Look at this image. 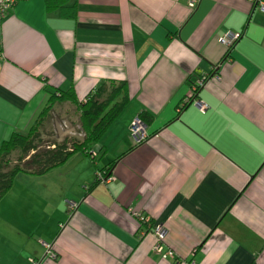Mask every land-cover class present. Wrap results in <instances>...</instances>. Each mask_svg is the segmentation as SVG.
<instances>
[{"label": "crops", "instance_id": "0c3cea01", "mask_svg": "<svg viewBox=\"0 0 264 264\" xmlns=\"http://www.w3.org/2000/svg\"><path fill=\"white\" fill-rule=\"evenodd\" d=\"M228 31L240 33L229 51ZM106 80H125L128 100L95 158L79 150L43 174L19 172L0 197V264H264L254 0H15L0 18V143L28 131L52 91L79 99ZM158 225L173 259L153 249Z\"/></svg>", "mask_w": 264, "mask_h": 264}, {"label": "trees", "instance_id": "16d2710c", "mask_svg": "<svg viewBox=\"0 0 264 264\" xmlns=\"http://www.w3.org/2000/svg\"><path fill=\"white\" fill-rule=\"evenodd\" d=\"M58 1L47 0V5L53 7ZM127 100L128 89L125 80L103 81L79 99L72 87L52 91L28 131H14L0 143V197L12 186L19 172L43 174L65 162L72 153L79 150L93 160L95 158L92 155L93 145L98 142ZM58 103H68L76 107L80 118V130L77 135L48 141L45 140L44 124L50 118L53 107ZM138 118L142 123H147L150 114L142 112ZM103 169H98V172L103 173L104 176L108 175L110 167L105 172ZM97 181L99 177L96 172L94 182ZM187 264L191 262L188 261Z\"/></svg>", "mask_w": 264, "mask_h": 264}, {"label": "built area", "instance_id": "2783aa9c", "mask_svg": "<svg viewBox=\"0 0 264 264\" xmlns=\"http://www.w3.org/2000/svg\"><path fill=\"white\" fill-rule=\"evenodd\" d=\"M15 0H0V18L5 16L7 12L9 11L10 7L13 5ZM197 0H189V6L193 7ZM254 9L258 10L259 12L264 13V0H254ZM240 37V33L228 31L225 32L222 36L219 37V42L224 45L227 48V51H229L232 46L234 45L235 41ZM204 82L203 78H200L197 81V87H193V91L195 92L196 89ZM195 104L199 109H204L205 104L200 102V100L195 101ZM130 132L134 140L136 142L140 141L141 139L145 138L147 132L145 130V127L142 125V121L135 117L131 124H130ZM92 155L95 156V152L92 151ZM97 175L99 177V180L107 181L109 179V176L105 177L103 173L97 172ZM67 206H69L70 209H73L76 206V203L73 201H67ZM147 219L146 217H140V221L145 222ZM153 233L156 236V243L154 244V251L157 253H161L164 258H174V253L171 250H165L163 249V241L165 237V230L160 225L155 226L153 229ZM44 243V242H43ZM47 254L51 256L53 253L51 250L48 249Z\"/></svg>", "mask_w": 264, "mask_h": 264}, {"label": "rangeland", "instance_id": "374dc122", "mask_svg": "<svg viewBox=\"0 0 264 264\" xmlns=\"http://www.w3.org/2000/svg\"><path fill=\"white\" fill-rule=\"evenodd\" d=\"M79 128L80 118L76 107L68 103H58L44 124L45 140H59L65 136L77 135Z\"/></svg>", "mask_w": 264, "mask_h": 264}]
</instances>
